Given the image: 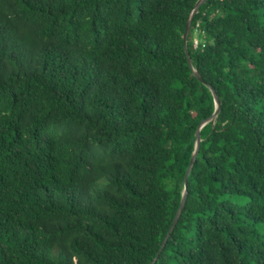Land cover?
I'll return each instance as SVG.
<instances>
[{
	"label": "trees",
	"instance_id": "1",
	"mask_svg": "<svg viewBox=\"0 0 264 264\" xmlns=\"http://www.w3.org/2000/svg\"><path fill=\"white\" fill-rule=\"evenodd\" d=\"M197 2L0 0V264H152L185 192L154 264H264V0L201 5L205 83Z\"/></svg>",
	"mask_w": 264,
	"mask_h": 264
},
{
	"label": "water",
	"instance_id": "2",
	"mask_svg": "<svg viewBox=\"0 0 264 264\" xmlns=\"http://www.w3.org/2000/svg\"><path fill=\"white\" fill-rule=\"evenodd\" d=\"M208 0H198L194 10L192 11L191 15L189 16V19L187 21V24H186V28H185V31H184V34H183V44L185 45V51H186V55H187V58H188V62H189V65L191 68H193L196 76L198 77L199 80H201L202 82H204L203 78L201 77V75L194 69L193 67V64H192V58H191V54H190V51H189V48H188V35H189V32H190V29H191V26H192V23H193V19L194 17L196 16V14L198 13L200 7L202 4H204L205 2H207ZM205 83V82H204ZM212 93H213V99H214V103H215V112L213 113V116L210 117V118H207L205 120H203L199 126H198V129L196 131V150H195V153L192 157V160H191V163H190V166H189V169L187 171V174H186V187L188 185V179H189V175H190V172H191V169L197 159V156L199 154V150H200V144L202 142V139H201V129L202 127L205 125V124H208L210 122H213L215 121V118L218 114V111H219V105H220V102H219V98H218V95L216 94L215 90L213 89V87L210 85L209 86ZM186 196H187V192L184 193V196L182 198V201H181V205H180V208L177 212V215L175 217V221H174V224L172 225V228H171V231L169 233V235L167 236V239L166 241L164 242L163 246H162V249L157 257V259L152 263L154 264L155 262H158L159 258H160V255L162 254L167 242L170 240L171 238V235L174 233L175 231V228H176V225L182 215V212L185 208V203H186Z\"/></svg>",
	"mask_w": 264,
	"mask_h": 264
},
{
	"label": "built area",
	"instance_id": "3",
	"mask_svg": "<svg viewBox=\"0 0 264 264\" xmlns=\"http://www.w3.org/2000/svg\"><path fill=\"white\" fill-rule=\"evenodd\" d=\"M193 25V23H192ZM192 29V26H191ZM190 29V31H191ZM207 31H205L204 28H202L201 22L198 21L195 26L192 29V42L193 46L196 49H202L207 46Z\"/></svg>",
	"mask_w": 264,
	"mask_h": 264
},
{
	"label": "rangeland",
	"instance_id": "4",
	"mask_svg": "<svg viewBox=\"0 0 264 264\" xmlns=\"http://www.w3.org/2000/svg\"><path fill=\"white\" fill-rule=\"evenodd\" d=\"M104 183H105V181L101 182V183H100V186H103Z\"/></svg>",
	"mask_w": 264,
	"mask_h": 264
}]
</instances>
